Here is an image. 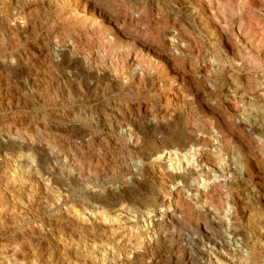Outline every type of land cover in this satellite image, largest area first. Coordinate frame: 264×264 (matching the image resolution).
Segmentation results:
<instances>
[{"label": "bare ground", "instance_id": "1", "mask_svg": "<svg viewBox=\"0 0 264 264\" xmlns=\"http://www.w3.org/2000/svg\"><path fill=\"white\" fill-rule=\"evenodd\" d=\"M80 1L0 0V264H107L118 248L122 264H161L160 243L194 264L191 236L202 231L217 264H264V235L243 221L251 201L233 192L244 144H259L264 126L245 117L243 94L216 96L229 66L249 57L263 71L264 0ZM60 81L79 102L121 93L130 104L44 121ZM63 148L130 174L68 206L71 184L100 172L78 163L72 173Z\"/></svg>", "mask_w": 264, "mask_h": 264}, {"label": "rangeland", "instance_id": "2", "mask_svg": "<svg viewBox=\"0 0 264 264\" xmlns=\"http://www.w3.org/2000/svg\"><path fill=\"white\" fill-rule=\"evenodd\" d=\"M80 2H81V5L82 6H86V9H88V10H92V8H94V0H83V1H80ZM7 13L9 14V12H7ZM209 42L210 41H208L205 38V51H209L211 49V47H210L211 44H209ZM247 62L249 64L244 62L241 66H239L240 68H238V66H236L235 69H232L229 66L228 69L225 70V73L222 76L223 78L221 77L220 80H219L218 87L220 89H219L218 94L216 96H218L219 99H225L228 95H231V94H236L237 93L240 96L243 94L242 95L243 96V100H244L243 105L246 108V116L245 117L248 118L249 122H262V124L264 126V98H263L264 97V69H263L264 68V64H263V68H261V69H263V71H262V70H260V68L256 67L257 64L256 65L252 64L253 62H252V60H250L249 57H248V61ZM263 63H264V60H263ZM249 70H251V71H249ZM253 70H255L256 72L253 71ZM262 75H263V77H262ZM258 76H260V77H258ZM62 82L63 81L59 82L60 86H59L58 92L56 94L57 104L56 105H50V106L48 105V106L41 107V112L43 114L44 121H46V120L47 121L48 120L52 121L54 119V117L50 116L52 114L62 115V114H64V111H66L65 113H67V111H71V112H75V113H86V112L89 113V112H91L90 108L92 110L91 113L94 115V117L97 116L96 117L97 119H101L104 116L105 113H108L112 109V107H114L117 104V102L119 100H121V101L123 100V102L125 101V103L127 102V105L130 104V100L126 99L124 97V95L121 94V93H118V95H117V93H115V94L114 93H110L109 95H107L105 97L106 99L104 98L105 100L102 99V100L98 101V104L97 103L94 104V103H87V102L86 103L79 102L78 98H77L78 96H77L76 91L74 90V87L73 86L71 87L70 84L67 85V84H64ZM64 85L67 86V87H65ZM64 88L68 92H66L64 90ZM232 89H233V91H232ZM236 89H238V90L236 92H234V90H236ZM260 91H262L263 93L260 92ZM67 95H68V97L70 99H67ZM103 101L105 103L108 101L107 102L108 104L106 103V105H105V103H103ZM245 102H246V104H245ZM250 102H252V103L248 105V103H250ZM206 104H208V102L205 100L203 102V105H204L205 109H207V105ZM241 105H242V103H241ZM237 118L238 119H236V124H238L242 120L241 117H237ZM0 119H1V117H0ZM236 126H238V125H236ZM247 129L248 128L246 127V128H244V130L242 129L241 132H245L246 135L250 134V131L247 130ZM234 132H235V135H236L235 136L236 140L238 142H240V139L237 138L238 137V134H237L238 132H236V131H234ZM255 137H257V135ZM260 139H261L260 141H262V143L259 141L260 145L259 144H255L256 139L255 140L252 139L253 141L249 140V141L245 142L244 150L246 151V153L248 155L250 154L249 157H248L249 164H248L247 169L245 171L244 170H238V174H240V177H245V178H244V180H243L244 182H242V184H238L236 186V189H233V192L234 193H242L241 197H243L245 199L247 205H248V202L251 201V203H249V205H251V208L249 209L251 211V218H250V220L247 219L248 217H245L243 219L245 227L248 228L249 232H253L255 230L257 234L264 235V227H263L264 225L262 224V223H264V222H262V221H264V215H263L264 214V200H262L259 197L260 196L259 192L262 191L263 187H264V155L260 156L257 153V150L263 149L264 136H261ZM59 143H60L59 145L62 146V142H59ZM253 148L256 149V150H254ZM63 149H58L60 151H58V153H57V159L63 160L62 157H64V155L67 158L70 156L68 159L70 160V164H71L70 167L71 168H69V169H71L72 173H73V169L75 171L74 165L76 166L78 163L79 164H86V165L92 163L91 165L93 166V169H94V167H97V165H98L97 168H99V172H100V173L98 172L100 174V180L99 181H94L93 178H89L88 179L87 177H83L80 181L74 183V185L71 184L72 185L71 186L72 191L70 190L69 194L70 195L73 194V195H71V196L69 195L70 199L68 198V206L74 205L75 208H79L81 206L82 202H83V200H82V199H84L83 195L87 191V188H88L87 193L92 192L91 188H93L95 191H98V190H101V189L104 190V189H107L108 187L113 188L116 185L119 186L120 182L122 181V177L123 176H126V175L130 174V172H126V175H124V173H122V171L121 172L116 171L115 168L111 166V164H110L111 161L109 159L106 160V161L102 160L101 162L98 163V161H95L92 158H90L91 155H82L83 156L82 157L81 155L76 154L74 151L73 152H67V150H65V149L63 150ZM110 150H113V149L111 148ZM64 151H66V152H64ZM103 151L106 152V153L108 152V150H105V149H103ZM70 153L72 155H76L75 158H74V156L70 155ZM254 153H255V155H254ZM71 161H72V163H71ZM73 161L75 163H73ZM109 169L110 170L114 169V170H113V172L112 171L110 172ZM62 171H63V173L64 172L65 173H70V172H68V167L66 165L62 166ZM111 173H115L116 174V176H115L116 179L110 180ZM107 177H109V178L107 180H104ZM200 180H201V178H200ZM153 182H154V180L151 177V175H148V174L145 175L146 186H150ZM193 185L196 186L197 183L194 182ZM189 189H190V191L192 190V188H189ZM253 189H255V190H253ZM140 191L142 193H144L145 189H140ZM190 191L188 193L196 194L193 191H191V192ZM93 202H94L93 204H95V206L97 204H100V203H98L96 201H93ZM252 206L254 208H252ZM106 209H108V208H106ZM261 215L263 216V218L261 217ZM257 216H259V217H257ZM213 227L216 228L215 225ZM215 228H211L212 232H211V230L209 232L210 233H213V232L215 233V231H216ZM200 234L197 235V233H196V234L191 236V237H193L192 241L194 240L195 242H193L194 244L191 245L192 248H190L189 250L192 251L193 259H195L194 260V264H202L201 263L202 260L205 261L203 264H217V260L214 258L215 255L211 254L208 251L210 249V247L213 246L212 243H211V240L210 241H209V239L207 240V238L205 237L206 236L205 231H202V234L201 235ZM198 236H199V238H198ZM97 238L98 237H96L95 239L93 238V239L97 242V240H98ZM197 238H198V242H197ZM93 239H90L91 243H93V241H92ZM143 239H145V241H147L146 238H143ZM99 241L100 240H98V246L101 243V241L100 242ZM185 249H186V247L183 249L184 250V254H185V256H187L188 252H187V255H186ZM117 250L115 252L116 254L114 255V257H112V259L113 258L114 259L110 260V262H109V260H107L106 261V262H108L107 264H122L123 260L121 261V259L123 258L122 253L124 252V250L122 248L121 249L118 248ZM160 250H161L160 258H161V262H162L161 264H188V260L184 261L182 255H181L182 257L180 256V260H181L180 262H179V260H176L175 253L177 252L176 251L177 249L168 247L167 243L166 244L160 243ZM100 257L101 256L97 255L96 258L100 259ZM149 257L150 256H148V258H147V256L145 257L144 264L151 263L153 258L150 257L151 258L150 259ZM95 264H101V261L100 262L97 261Z\"/></svg>", "mask_w": 264, "mask_h": 264}, {"label": "built area", "instance_id": "3", "mask_svg": "<svg viewBox=\"0 0 264 264\" xmlns=\"http://www.w3.org/2000/svg\"><path fill=\"white\" fill-rule=\"evenodd\" d=\"M128 178H129V177H128ZM204 262H205L204 260L201 261L202 264H203Z\"/></svg>", "mask_w": 264, "mask_h": 264}]
</instances>
